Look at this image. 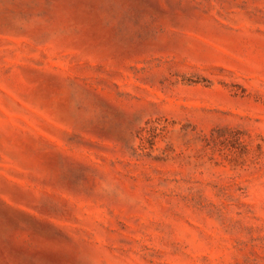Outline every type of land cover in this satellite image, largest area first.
<instances>
[{
  "label": "rangeland",
  "instance_id": "1",
  "mask_svg": "<svg viewBox=\"0 0 264 264\" xmlns=\"http://www.w3.org/2000/svg\"><path fill=\"white\" fill-rule=\"evenodd\" d=\"M0 264H264V0H0Z\"/></svg>",
  "mask_w": 264,
  "mask_h": 264
}]
</instances>
